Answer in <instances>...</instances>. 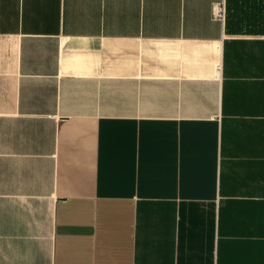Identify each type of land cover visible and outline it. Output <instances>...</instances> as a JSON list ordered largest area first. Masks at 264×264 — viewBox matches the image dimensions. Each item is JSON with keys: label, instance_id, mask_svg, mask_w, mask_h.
<instances>
[{"label": "crops", "instance_id": "0c3cea01", "mask_svg": "<svg viewBox=\"0 0 264 264\" xmlns=\"http://www.w3.org/2000/svg\"><path fill=\"white\" fill-rule=\"evenodd\" d=\"M226 0H0V264H264V36Z\"/></svg>", "mask_w": 264, "mask_h": 264}, {"label": "trees", "instance_id": "16d2710c", "mask_svg": "<svg viewBox=\"0 0 264 264\" xmlns=\"http://www.w3.org/2000/svg\"><path fill=\"white\" fill-rule=\"evenodd\" d=\"M229 34L264 36V0H226Z\"/></svg>", "mask_w": 264, "mask_h": 264}, {"label": "built area", "instance_id": "2783aa9c", "mask_svg": "<svg viewBox=\"0 0 264 264\" xmlns=\"http://www.w3.org/2000/svg\"><path fill=\"white\" fill-rule=\"evenodd\" d=\"M215 16L224 20L225 17H226V7L223 5V6H219V7H215Z\"/></svg>", "mask_w": 264, "mask_h": 264}]
</instances>
